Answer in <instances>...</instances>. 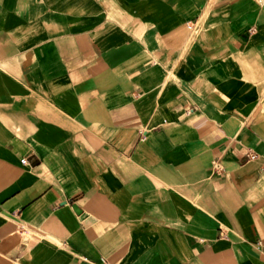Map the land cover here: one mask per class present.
Segmentation results:
<instances>
[{
  "label": "crops",
  "instance_id": "0c3cea01",
  "mask_svg": "<svg viewBox=\"0 0 264 264\" xmlns=\"http://www.w3.org/2000/svg\"><path fill=\"white\" fill-rule=\"evenodd\" d=\"M104 262L264 264L257 0H0V264Z\"/></svg>",
  "mask_w": 264,
  "mask_h": 264
},
{
  "label": "built area",
  "instance_id": "2783aa9c",
  "mask_svg": "<svg viewBox=\"0 0 264 264\" xmlns=\"http://www.w3.org/2000/svg\"><path fill=\"white\" fill-rule=\"evenodd\" d=\"M257 1L260 3V0H257ZM189 29H193L192 25L189 26ZM22 162L24 163V161ZM213 168L219 169V167L216 164L213 165ZM103 264H109V263L104 262Z\"/></svg>",
  "mask_w": 264,
  "mask_h": 264
},
{
  "label": "bare ground",
  "instance_id": "6f19581e",
  "mask_svg": "<svg viewBox=\"0 0 264 264\" xmlns=\"http://www.w3.org/2000/svg\"><path fill=\"white\" fill-rule=\"evenodd\" d=\"M260 4L264 6V0H260Z\"/></svg>",
  "mask_w": 264,
  "mask_h": 264
}]
</instances>
